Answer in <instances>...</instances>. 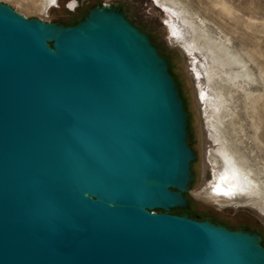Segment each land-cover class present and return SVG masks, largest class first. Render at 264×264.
Here are the masks:
<instances>
[{
	"label": "water",
	"instance_id": "1",
	"mask_svg": "<svg viewBox=\"0 0 264 264\" xmlns=\"http://www.w3.org/2000/svg\"><path fill=\"white\" fill-rule=\"evenodd\" d=\"M168 65L120 6L0 1V264H264L258 233L170 213L196 154Z\"/></svg>",
	"mask_w": 264,
	"mask_h": 264
},
{
	"label": "rangeland",
	"instance_id": "2",
	"mask_svg": "<svg viewBox=\"0 0 264 264\" xmlns=\"http://www.w3.org/2000/svg\"><path fill=\"white\" fill-rule=\"evenodd\" d=\"M0 1L28 18L65 26L96 6L122 7L167 59L189 114L196 154L187 194L192 215L246 227L264 244V209L255 204L264 201V0H31L30 8L23 0ZM225 148L257 196L214 194Z\"/></svg>",
	"mask_w": 264,
	"mask_h": 264
},
{
	"label": "bare ground",
	"instance_id": "3",
	"mask_svg": "<svg viewBox=\"0 0 264 264\" xmlns=\"http://www.w3.org/2000/svg\"><path fill=\"white\" fill-rule=\"evenodd\" d=\"M27 4V8L33 7V3L31 0H23ZM214 131L218 134V125L216 122L212 124ZM219 136V135H218ZM221 143L222 140L219 138ZM229 150V149H228ZM225 148L226 152V163L224 174L219 178L218 185L214 190V194L218 197H233L235 194H246L247 190L254 192L253 194L258 195L255 192V186L253 182L242 173L239 167H237V163L235 164L232 156L229 154V151ZM249 175V174H248ZM258 206H261L264 209V201L255 203Z\"/></svg>",
	"mask_w": 264,
	"mask_h": 264
},
{
	"label": "trees",
	"instance_id": "4",
	"mask_svg": "<svg viewBox=\"0 0 264 264\" xmlns=\"http://www.w3.org/2000/svg\"><path fill=\"white\" fill-rule=\"evenodd\" d=\"M125 15V14H124ZM87 16V15H86ZM86 16H84L83 18H82V20L81 21H83L84 20V18L86 17ZM126 16V15H125ZM126 18H127V16H126ZM128 19V18H127ZM129 20V19H128ZM81 21H78V22H75L74 24H71V25H67V26H75V25H77L78 23H80ZM130 21V20H129ZM130 22H132V21H130ZM139 28V27H138ZM142 31V30H141ZM143 32V31H142ZM143 33H145V32H143ZM146 34V33H145ZM148 35V34H147ZM149 36V35H148ZM149 38H150V41H151V43H152V45H154V46H156V44L151 40V37L149 36ZM157 47V46H156ZM158 48V47H157ZM158 51H159V49H158ZM159 53H160V55H162V53L159 51ZM163 56V55H162ZM164 57V56H163ZM165 58V57H164ZM166 59V58H165ZM167 60V59H166ZM168 67H169V73L171 74V71H170V66L168 65ZM172 75V74H171ZM174 78V77H173ZM174 80H175V78H174ZM175 82H176V80H175ZM177 83V82H176ZM177 89L179 90V88H178V84H177ZM180 97H181V93H180ZM181 99H182V97H181ZM183 100V99H182ZM185 109H186V106H185ZM189 142V141H188ZM185 197L187 198L188 197V195L187 194H185ZM188 202H189V200H188ZM162 212V211H161ZM170 213H175V214H179V215H182V214H189L191 217H195L194 215H192V213H191V210H190V203H189V207H187V208H184V209H181V208H177V209H173ZM197 217V216H196ZM200 219V218H199ZM262 245L264 246V244L262 243Z\"/></svg>",
	"mask_w": 264,
	"mask_h": 264
},
{
	"label": "flooded vegetation",
	"instance_id": "5",
	"mask_svg": "<svg viewBox=\"0 0 264 264\" xmlns=\"http://www.w3.org/2000/svg\"><path fill=\"white\" fill-rule=\"evenodd\" d=\"M71 6H74V3H73ZM131 23H132V22H131ZM132 24H133L134 26H136L134 23H132ZM136 27H137V26H136ZM171 214H173V215H179V214H175V213H171ZM182 215H184V214H182ZM182 215H180V216H182ZM188 215H189V214H188ZM189 216H190V215H189ZM190 218H192V219H196V220H201V219H199L198 217H191V216H190ZM203 220H209V221H211L212 223H214L215 225H221V226L227 227L228 229L233 230V231H244V232L254 233V231L249 230V229L246 228V227L232 226V225H229V224H227V223H223V222L216 221V220H214V219H212V218L202 219L201 221H203Z\"/></svg>",
	"mask_w": 264,
	"mask_h": 264
}]
</instances>
